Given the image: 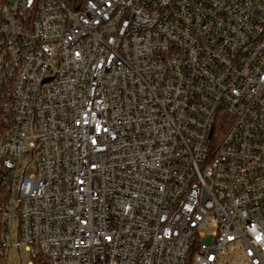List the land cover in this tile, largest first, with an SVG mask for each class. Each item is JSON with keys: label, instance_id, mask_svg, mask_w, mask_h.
<instances>
[{"label": "built area", "instance_id": "2783aa9c", "mask_svg": "<svg viewBox=\"0 0 264 264\" xmlns=\"http://www.w3.org/2000/svg\"><path fill=\"white\" fill-rule=\"evenodd\" d=\"M22 246L264 264V0H0V264Z\"/></svg>", "mask_w": 264, "mask_h": 264}, {"label": "rangeland", "instance_id": "374dc122", "mask_svg": "<svg viewBox=\"0 0 264 264\" xmlns=\"http://www.w3.org/2000/svg\"><path fill=\"white\" fill-rule=\"evenodd\" d=\"M18 226V219L16 217H13L11 224L13 239H16ZM29 261H31V255L30 252L24 246H22L20 250L13 247L10 249L7 264H28Z\"/></svg>", "mask_w": 264, "mask_h": 264}, {"label": "trees", "instance_id": "16d2710c", "mask_svg": "<svg viewBox=\"0 0 264 264\" xmlns=\"http://www.w3.org/2000/svg\"><path fill=\"white\" fill-rule=\"evenodd\" d=\"M220 131H221V129H220ZM35 264H47V263L42 257H37L35 260Z\"/></svg>", "mask_w": 264, "mask_h": 264}]
</instances>
